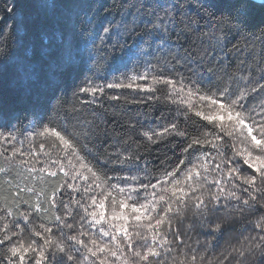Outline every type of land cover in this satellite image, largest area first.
<instances>
[{
    "label": "snow or ice",
    "instance_id": "obj_1",
    "mask_svg": "<svg viewBox=\"0 0 264 264\" xmlns=\"http://www.w3.org/2000/svg\"><path fill=\"white\" fill-rule=\"evenodd\" d=\"M0 23V264H264V0Z\"/></svg>",
    "mask_w": 264,
    "mask_h": 264
},
{
    "label": "trees",
    "instance_id": "obj_2",
    "mask_svg": "<svg viewBox=\"0 0 264 264\" xmlns=\"http://www.w3.org/2000/svg\"><path fill=\"white\" fill-rule=\"evenodd\" d=\"M106 2H110V0H106ZM255 3L259 4V1L258 0H254ZM257 18H258V15H257ZM4 23H8L10 24L11 21L10 20H6ZM4 23H0V30H2L4 28Z\"/></svg>",
    "mask_w": 264,
    "mask_h": 264
},
{
    "label": "rangeland",
    "instance_id": "obj_3",
    "mask_svg": "<svg viewBox=\"0 0 264 264\" xmlns=\"http://www.w3.org/2000/svg\"><path fill=\"white\" fill-rule=\"evenodd\" d=\"M259 1V0H258Z\"/></svg>",
    "mask_w": 264,
    "mask_h": 264
}]
</instances>
